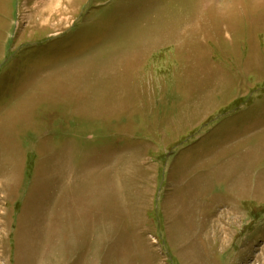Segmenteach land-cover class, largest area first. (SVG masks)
<instances>
[{"label": "rangeland", "instance_id": "obj_1", "mask_svg": "<svg viewBox=\"0 0 264 264\" xmlns=\"http://www.w3.org/2000/svg\"><path fill=\"white\" fill-rule=\"evenodd\" d=\"M45 253L264 264V0H0V264Z\"/></svg>", "mask_w": 264, "mask_h": 264}, {"label": "crops", "instance_id": "obj_2", "mask_svg": "<svg viewBox=\"0 0 264 264\" xmlns=\"http://www.w3.org/2000/svg\"><path fill=\"white\" fill-rule=\"evenodd\" d=\"M99 235H101V233H99ZM100 240H102L100 237H98V238L95 237L96 246L98 244L97 242H100ZM96 246H95L94 251H96ZM56 259H58V260H54V257L49 258L48 253H45L40 258H37L34 261H29L27 264H67L66 260L64 259V256L57 257ZM97 264H99V263H97Z\"/></svg>", "mask_w": 264, "mask_h": 264}]
</instances>
